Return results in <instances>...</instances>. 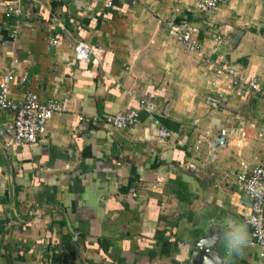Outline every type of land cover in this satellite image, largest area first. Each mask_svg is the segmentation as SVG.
<instances>
[{
    "label": "crops",
    "instance_id": "crops-1",
    "mask_svg": "<svg viewBox=\"0 0 264 264\" xmlns=\"http://www.w3.org/2000/svg\"><path fill=\"white\" fill-rule=\"evenodd\" d=\"M202 1L22 0L6 19L0 0L9 98L67 100L34 144H14L13 114L0 110V264H190L206 219L246 226L241 253L221 248L224 264H264L231 184L264 165V96L244 87L256 78L264 90V2L202 13ZM188 25L199 52L170 33ZM80 41L88 63L74 58ZM137 109L132 128L102 122Z\"/></svg>",
    "mask_w": 264,
    "mask_h": 264
},
{
    "label": "built area",
    "instance_id": "built-area-1",
    "mask_svg": "<svg viewBox=\"0 0 264 264\" xmlns=\"http://www.w3.org/2000/svg\"><path fill=\"white\" fill-rule=\"evenodd\" d=\"M230 1L203 0L199 3L198 9L202 13H211ZM21 4L22 0H8L4 9L6 19L20 16L22 13ZM170 33L183 44L185 50L190 52H199L201 50L198 40L199 28L196 26L188 25L182 32H177L172 28ZM220 40L221 37L219 35L214 39L216 43ZM52 44L56 45L57 41L53 40ZM91 54V47L84 41L78 42L74 47V58L77 61L88 63L90 62ZM13 80L14 77L11 74L0 78V110L13 114V143L18 145L34 144L43 140L49 120L55 113L62 111L61 105L67 100L65 99L61 102L43 100L36 93H27L22 101L12 100L9 98V86ZM244 87L259 96H264V90L256 78H250L244 82ZM138 121V109L118 112L102 119L105 125L115 130L132 128ZM168 135L169 133L165 129H160L158 132V136L161 138H165ZM220 135L226 138L228 137V132L223 129ZM258 136L264 150V127L259 129ZM223 180L229 183V174H225ZM231 180V184L236 190L244 194L249 201L250 214L247 223L251 231V244L256 246L264 256V165L255 166L249 171L236 173Z\"/></svg>",
    "mask_w": 264,
    "mask_h": 264
},
{
    "label": "water",
    "instance_id": "water-1",
    "mask_svg": "<svg viewBox=\"0 0 264 264\" xmlns=\"http://www.w3.org/2000/svg\"><path fill=\"white\" fill-rule=\"evenodd\" d=\"M227 143L220 135L214 142L215 147ZM234 228L225 219L207 220L202 224L197 240L189 243L191 250L190 264H224L220 250L231 242Z\"/></svg>",
    "mask_w": 264,
    "mask_h": 264
},
{
    "label": "clouds",
    "instance_id": "clouds-1",
    "mask_svg": "<svg viewBox=\"0 0 264 264\" xmlns=\"http://www.w3.org/2000/svg\"><path fill=\"white\" fill-rule=\"evenodd\" d=\"M248 243V233L246 226L245 227H237L231 233V248L237 252L238 254L241 253L242 249Z\"/></svg>",
    "mask_w": 264,
    "mask_h": 264
},
{
    "label": "rangeland",
    "instance_id": "rangeland-1",
    "mask_svg": "<svg viewBox=\"0 0 264 264\" xmlns=\"http://www.w3.org/2000/svg\"><path fill=\"white\" fill-rule=\"evenodd\" d=\"M223 176H224V175H222L221 178H222ZM222 179H223V178H222ZM222 179H220V180H222Z\"/></svg>",
    "mask_w": 264,
    "mask_h": 264
}]
</instances>
